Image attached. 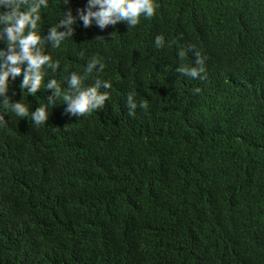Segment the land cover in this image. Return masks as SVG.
Returning a JSON list of instances; mask_svg holds the SVG:
<instances>
[{
	"label": "trees",
	"instance_id": "1",
	"mask_svg": "<svg viewBox=\"0 0 264 264\" xmlns=\"http://www.w3.org/2000/svg\"><path fill=\"white\" fill-rule=\"evenodd\" d=\"M86 2L49 0L42 36ZM154 2L134 27L78 20L45 45L60 65L44 80L63 88L103 58L84 81H111L102 109L77 117L57 100L41 125L0 109V264H264V0ZM195 52L203 80L177 70ZM22 78L7 95L34 111L52 90ZM129 92L147 110L129 115Z\"/></svg>",
	"mask_w": 264,
	"mask_h": 264
},
{
	"label": "clouds",
	"instance_id": "2",
	"mask_svg": "<svg viewBox=\"0 0 264 264\" xmlns=\"http://www.w3.org/2000/svg\"><path fill=\"white\" fill-rule=\"evenodd\" d=\"M70 0H62V4H69ZM157 5L154 0H87L83 8L73 14L71 7L63 8L56 23L48 29L46 36H42L39 23L42 19L41 9L49 8V0H0V41L6 44L0 48V109L4 113L12 112L20 118L31 117L35 125H41L49 119V107L56 101L66 104V113L81 117L86 113L102 109L109 98L108 91L112 83L108 79L96 76L93 83L85 85L84 81L94 72H102L105 63L102 57L93 55L87 60L82 73L72 71L70 87L63 88L53 78L45 82V67L57 68L59 60H54L51 53L45 50L47 42H51L53 49L59 48L62 42L73 36L74 25L82 21L85 28L93 23L104 29L117 22H126L129 28L136 26L141 17L149 18L155 14ZM63 28V30H60ZM163 35L155 37V47L164 45ZM186 51L178 50L180 58L185 57ZM193 65H180L177 69L186 76L205 79L206 70L204 59L199 52H195ZM23 71V78L19 87L28 94L35 95L42 83L46 89L52 90V95L46 98L45 103H40L34 111L28 104L20 101L12 102L7 95L10 87L11 76L13 79ZM198 92L199 89L197 88ZM129 115L135 114L139 106L147 110L146 101L139 104L134 99V93L129 92L126 97ZM6 122L4 115L0 114V124Z\"/></svg>",
	"mask_w": 264,
	"mask_h": 264
}]
</instances>
